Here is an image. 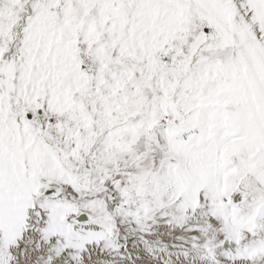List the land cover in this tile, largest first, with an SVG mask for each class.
Segmentation results:
<instances>
[{
	"label": "snow or ice",
	"instance_id": "6c2138e0",
	"mask_svg": "<svg viewBox=\"0 0 264 264\" xmlns=\"http://www.w3.org/2000/svg\"><path fill=\"white\" fill-rule=\"evenodd\" d=\"M0 264H264V0H0Z\"/></svg>",
	"mask_w": 264,
	"mask_h": 264
}]
</instances>
